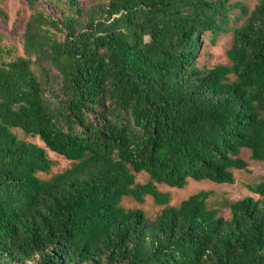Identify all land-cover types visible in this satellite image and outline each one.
<instances>
[{"label":"trees","instance_id":"1","mask_svg":"<svg viewBox=\"0 0 264 264\" xmlns=\"http://www.w3.org/2000/svg\"><path fill=\"white\" fill-rule=\"evenodd\" d=\"M23 1V56L0 64V264H264V181L229 220L156 187L233 184L243 148L264 162V0ZM229 33L230 64L199 68L204 35ZM47 150L72 164L41 179ZM145 196L154 219L121 205Z\"/></svg>","mask_w":264,"mask_h":264},{"label":"rangeland","instance_id":"2","mask_svg":"<svg viewBox=\"0 0 264 264\" xmlns=\"http://www.w3.org/2000/svg\"><path fill=\"white\" fill-rule=\"evenodd\" d=\"M81 1L86 6L94 2V0ZM231 1H241L251 11L258 0ZM0 10L6 15L5 22L0 20V44L7 51L0 57L1 64V62H7L18 56H23L21 40L30 11L23 0H0ZM235 13L236 11L232 12L233 15ZM241 24L242 20L236 26ZM208 36L209 34H205L203 37L204 40L197 66L199 68H211L217 64H230L225 52L231 43V33L218 36L214 45L209 43ZM13 132L19 138L43 146L38 138L25 137L18 130H13ZM47 154L55 164L48 174H37L41 179H49L54 174L68 169L72 164L49 150H47ZM240 157L248 163V166L245 170H232L233 184H215L208 180L200 182L188 180L187 185L183 189L170 188L163 184H159L156 187L160 192L169 194V206H177L190 195L200 191L207 192L209 193L206 200L208 208L217 210L219 216L229 220L231 217L229 204L248 196L258 199V195L249 192L248 186H255L264 181V162L251 160L250 151L245 148L241 149ZM135 179L137 183H145L148 180V176L145 173H139L135 175ZM121 205L126 209H141L145 216L150 219H154L164 208V206L157 205L150 196H145L142 204L136 203L131 198H123Z\"/></svg>","mask_w":264,"mask_h":264}]
</instances>
